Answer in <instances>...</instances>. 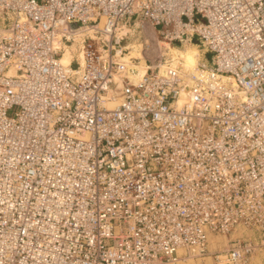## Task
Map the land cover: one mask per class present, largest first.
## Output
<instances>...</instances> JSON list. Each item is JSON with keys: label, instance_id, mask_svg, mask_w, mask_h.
I'll return each instance as SVG.
<instances>
[{"label": "built area", "instance_id": "2783aa9c", "mask_svg": "<svg viewBox=\"0 0 264 264\" xmlns=\"http://www.w3.org/2000/svg\"><path fill=\"white\" fill-rule=\"evenodd\" d=\"M263 250L264 0H0V264Z\"/></svg>", "mask_w": 264, "mask_h": 264}, {"label": "rangeland", "instance_id": "374dc122", "mask_svg": "<svg viewBox=\"0 0 264 264\" xmlns=\"http://www.w3.org/2000/svg\"><path fill=\"white\" fill-rule=\"evenodd\" d=\"M140 39L139 40H135V43H132L130 46V53L129 55L133 56H138L139 55V49H140ZM160 46H162V48H165L164 46H166V49H163V51H166L165 57L163 59V62H174L173 60V51L171 50L172 47H180L182 49H185L186 46H178V45H167L165 44V42L161 41ZM171 47V48H170ZM136 50V51H131V50ZM202 55L200 56L199 61H203L206 60L207 62H210L211 59V55L209 54H203V52L201 51ZM128 56V54H127ZM180 56V54H178V57ZM149 57H153V58H157L159 57V53L156 52V50L153 48L152 52L149 54ZM128 58V57H127ZM139 66L141 67H145L144 63H141ZM138 66V67H139ZM252 232L250 230L244 229V228H238L237 230H235L234 232H232L231 234L228 235H222V234H215L212 236V238H214L215 241H213L209 244V248L211 251H217V250H221L223 249L225 246L228 245V241L232 238V237H236V236H246V235H251ZM217 241V242H216ZM216 243V244H215ZM220 243V245H219ZM168 264H216L215 263V259L213 255H207V256H192V257H188L186 259H181V260H177V261H172L169 262ZM251 264H264V250L257 253L252 261Z\"/></svg>", "mask_w": 264, "mask_h": 264}, {"label": "bare ground", "instance_id": "6f19581e", "mask_svg": "<svg viewBox=\"0 0 264 264\" xmlns=\"http://www.w3.org/2000/svg\"><path fill=\"white\" fill-rule=\"evenodd\" d=\"M171 50L173 51V55H174L173 56L174 63L175 62H181L183 65H185L187 67L196 66L197 63L199 62L200 56L202 55L200 48L195 44L186 45L185 49H182L180 47H172ZM131 51L133 52L136 50L133 49ZM178 54H180L179 57H178ZM71 55H72V52L70 51V49H67L66 52L64 53V55L62 56V62L65 64H69V62L71 61V58H72ZM127 57L128 56H126V58ZM139 69H140V71L137 74V76H139L140 74H142L146 70L145 67H141V66H139ZM215 240H214V238H212V236L210 237L211 243ZM219 245H220V243H219Z\"/></svg>", "mask_w": 264, "mask_h": 264}, {"label": "crops", "instance_id": "0c3cea01", "mask_svg": "<svg viewBox=\"0 0 264 264\" xmlns=\"http://www.w3.org/2000/svg\"><path fill=\"white\" fill-rule=\"evenodd\" d=\"M233 238V237H232Z\"/></svg>", "mask_w": 264, "mask_h": 264}]
</instances>
